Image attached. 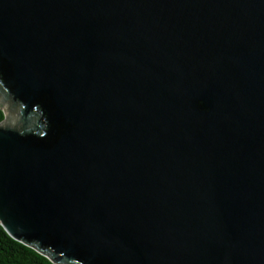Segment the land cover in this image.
I'll use <instances>...</instances> for the list:
<instances>
[{
  "label": "water",
  "instance_id": "95a60500",
  "mask_svg": "<svg viewBox=\"0 0 264 264\" xmlns=\"http://www.w3.org/2000/svg\"><path fill=\"white\" fill-rule=\"evenodd\" d=\"M0 109L54 264H264V0H0Z\"/></svg>",
  "mask_w": 264,
  "mask_h": 264
},
{
  "label": "trees",
  "instance_id": "16d2710c",
  "mask_svg": "<svg viewBox=\"0 0 264 264\" xmlns=\"http://www.w3.org/2000/svg\"><path fill=\"white\" fill-rule=\"evenodd\" d=\"M4 113L0 109V121ZM0 264H54L46 256L38 253L8 235L0 225Z\"/></svg>",
  "mask_w": 264,
  "mask_h": 264
}]
</instances>
